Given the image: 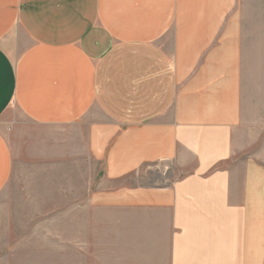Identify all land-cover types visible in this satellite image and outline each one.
<instances>
[{
    "label": "crops",
    "instance_id": "obj_1",
    "mask_svg": "<svg viewBox=\"0 0 264 264\" xmlns=\"http://www.w3.org/2000/svg\"><path fill=\"white\" fill-rule=\"evenodd\" d=\"M7 113L71 163L28 206ZM38 241L264 264V0H0V264Z\"/></svg>",
    "mask_w": 264,
    "mask_h": 264
},
{
    "label": "rangeland",
    "instance_id": "obj_2",
    "mask_svg": "<svg viewBox=\"0 0 264 264\" xmlns=\"http://www.w3.org/2000/svg\"><path fill=\"white\" fill-rule=\"evenodd\" d=\"M1 119L2 121L7 120V122H9L7 124L8 128H11L15 124V121H13L15 117L11 113L3 115ZM21 128L22 130H20ZM13 131L14 130L11 128L10 141L13 149H15L17 153V160L15 162V172L13 173L10 186L15 189L19 186L22 187V193L18 195L22 197L23 203L28 206L30 203L26 202L30 201L31 195L27 193L29 190H25L24 188L46 186L47 184H60L62 179L56 178V176L51 178L53 173H55V175L56 173L61 174L62 170L67 169L71 163L67 161H58L56 164L57 167L47 169L46 166L51 167L52 164L44 161L37 162L38 158L35 159V155L40 148L39 141H34L31 144L29 136V132H33V134L37 132V134H39L45 132V130L30 126L27 123H20L18 135L20 137V133H22L21 139L15 138V136H13ZM41 150L44 151L43 145ZM31 155H33V158ZM73 180L74 179H70V181ZM56 181H58V183H56ZM75 181H78V179ZM18 191L20 192L21 190H17V192ZM47 196L49 197V195ZM29 211L32 210L28 209L27 213ZM25 224L30 227L37 223L27 221ZM85 244L89 245L90 248H80L78 242L63 243L38 241L23 243V264H115L117 261L115 258L97 256L96 254L101 252L99 250H94L93 242Z\"/></svg>",
    "mask_w": 264,
    "mask_h": 264
}]
</instances>
